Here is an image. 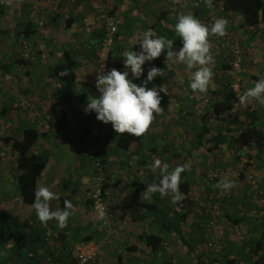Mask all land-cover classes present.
Masks as SVG:
<instances>
[{
	"label": "crops",
	"instance_id": "0c3cea01",
	"mask_svg": "<svg viewBox=\"0 0 264 264\" xmlns=\"http://www.w3.org/2000/svg\"><path fill=\"white\" fill-rule=\"evenodd\" d=\"M199 1L56 0L54 10L49 5H38L41 0H6L0 7V62L5 74L13 78L0 90V142L4 148L3 152L0 147V158L4 154L9 162L17 159L4 143L6 137L19 138L24 129H37L26 111H16L5 104L6 95L16 90L32 100L34 110L43 113L53 128L50 133L40 134V145L35 151L48 156L38 186L48 187L58 195L59 199L50 202L53 210L63 209L65 200L75 207L63 229L54 220L41 223L33 206L21 201L11 169L10 175L8 171L4 173L14 180L16 192L11 194L1 188V181L7 178L0 168V193L5 194L4 199L0 196V210L31 226L25 232L27 245L21 239L8 238L0 226V264H71V249L84 242L98 247L92 264H264V250L256 247L257 239L264 234V103L251 100L239 107L230 104L225 77L229 67L220 60L218 43L233 35L231 27L223 37L209 38L214 63L206 93H193L189 87L195 69L172 61H168V69L164 52L151 63L146 62L143 77L151 66L167 72L164 78L157 76L149 87L164 86L168 92L161 93L162 112L144 134L143 146L136 154L117 150L110 136L113 127L104 126L96 115L84 110L88 97L97 96V52L106 24L100 11L123 22L110 68L123 71L122 55L139 50L137 37L143 31L151 29L156 36L173 39L174 50H179L182 42L174 26L180 15L187 14L204 23L205 8ZM21 23L32 25L30 39L36 50L24 70L18 62L22 39L17 28ZM244 32L245 92L264 76V22ZM66 51L74 54L78 64L77 88L76 99L68 106L70 118L61 125L50 121L47 112L59 85L52 70L64 60ZM246 138L254 142L250 150L243 146ZM91 145L106 151V214L97 213L88 204L95 181L92 155L88 154ZM243 157L251 161L245 174L235 181L236 186L227 191L218 188L219 179H214V173L235 172ZM157 158L171 168L189 165V170L182 173L180 188L186 193L188 187L194 197L188 194L181 202L186 203L185 209L180 208L181 204L178 208L170 197L145 192L147 184L158 179L159 170L148 167ZM213 203L220 205L222 214L210 230ZM187 213L188 218H184ZM111 227L116 233L109 237ZM32 229L41 230L37 248L30 242ZM219 230L224 234L218 242L221 251L216 253L207 244ZM149 236L161 238L157 250L147 245Z\"/></svg>",
	"mask_w": 264,
	"mask_h": 264
},
{
	"label": "clouds",
	"instance_id": "9594fccd",
	"mask_svg": "<svg viewBox=\"0 0 264 264\" xmlns=\"http://www.w3.org/2000/svg\"><path fill=\"white\" fill-rule=\"evenodd\" d=\"M204 3L208 8L213 7V0H204ZM227 26L228 20L224 17L216 19L209 26L194 15H180L174 26V31L182 42L179 50H174V41L171 38L156 36L151 29L141 32L137 37L139 50L125 51L122 55L123 71L112 68L110 71L97 72L96 88L99 95L92 96L91 99L88 97L85 113H95L98 121L111 123L116 133L142 136L149 130L156 115L162 112L161 93L168 92L164 86L149 87V83L157 76L164 78L167 75L164 68L151 66L141 83L134 82L144 76L146 62L151 63L164 52L168 69V61L183 63L189 70L195 69L189 87L193 93H206L212 82L211 65L214 63L209 38L223 37L226 35ZM238 99L241 103L251 100L264 103V76L257 79L254 86ZM148 167L152 171L159 170V176L157 181L147 184L145 192L158 193L162 198L170 197L172 203L179 208L187 196L181 191L180 184L182 173L189 170V165L182 164L171 168L169 163L157 158ZM235 186V180L227 176L217 183V187L225 191ZM34 195L33 208L38 220L41 223L54 220L59 228H65L75 212L73 203L65 200L63 209L53 210L50 202L59 197L45 186H38Z\"/></svg>",
	"mask_w": 264,
	"mask_h": 264
},
{
	"label": "trees",
	"instance_id": "16d2710c",
	"mask_svg": "<svg viewBox=\"0 0 264 264\" xmlns=\"http://www.w3.org/2000/svg\"><path fill=\"white\" fill-rule=\"evenodd\" d=\"M218 4H220V8L225 15L238 17L242 19L241 29H256L260 26L261 23L264 22V0H216ZM123 22L120 24V26ZM119 26V28H120ZM21 28V29H20ZM23 28V29H22ZM31 24L21 23L19 24V28H17L18 35L21 36L20 42V51L22 49L23 41H29L33 44V48L35 50L34 43L30 39L31 35ZM101 33V32H100ZM103 38V34H101ZM100 36V37H101ZM99 37V38H100ZM100 39V44L101 40ZM99 41V40H98ZM99 44V45H100ZM100 48V46L98 47ZM36 55V50H35ZM64 60L57 64L53 70L52 75L54 78L57 79L59 83L58 87L54 90L53 93V104L49 107L47 115L50 121L57 122L63 125L67 122L70 118V112L68 106L74 102L76 99V88H77V76H76V69H77V62L74 59V54L72 52L66 51L64 53ZM33 60V59H32ZM31 60V61H32ZM20 68L25 66V62L21 60L19 55L18 58ZM3 66H1L2 69ZM229 67V66H228ZM3 70V69H2ZM146 77H142L141 79L137 80V84L141 83L142 80ZM13 94L16 95L17 98L25 97L22 93L18 91H12L11 95H9V102L13 100ZM28 98V97H27ZM32 101V100H31ZM10 106V105H9ZM12 108V107H11ZM19 111V110H16ZM29 116L28 112H26ZM252 114V112H251ZM93 117H95V113H92ZM110 136L115 140V145L117 150L121 152H131L132 154H136L138 151L141 150L143 146V138L142 136L136 137L133 135H129L128 133H116L112 128L110 130ZM41 137L39 131L36 128H26L23 130V134L19 138L14 137H6L3 141L5 144L9 145L12 152L16 155V169L18 171L16 177V185L18 189V194L20 195L21 201L29 206H33V202L35 200V190L38 187V181L45 170L47 163H48V156L41 153H36L34 150L35 146L39 143V138ZM97 148V156L101 159L103 172L105 174V182H104V190H107V181L108 175L105 170V152L101 150L98 146L93 145ZM184 188V187H183ZM109 194V193H108ZM186 194H189L188 187L186 190ZM108 199V196H107ZM92 206L91 199L89 203ZM93 208V206H92ZM184 218H188V213L185 214ZM0 226L4 229L8 238L12 239L15 238L16 241L21 239V241H25L24 244L29 243L25 232L31 229L30 223L28 221H22L18 218L10 216L5 212L0 210ZM30 242L33 244L34 248L39 246L41 241V230L32 229ZM146 242L149 247L153 250H157L162 243L161 238H157L155 236L146 237ZM210 242L207 244V248L213 250L211 246H209ZM32 245H28L31 247ZM189 247H192L189 244ZM257 250H264V234L261 238L257 239L256 242ZM214 251V250H213ZM222 259V258H221ZM30 261V259H29Z\"/></svg>",
	"mask_w": 264,
	"mask_h": 264
},
{
	"label": "built area",
	"instance_id": "2783aa9c",
	"mask_svg": "<svg viewBox=\"0 0 264 264\" xmlns=\"http://www.w3.org/2000/svg\"><path fill=\"white\" fill-rule=\"evenodd\" d=\"M6 0H0V5H5ZM38 5H49L54 10L57 9V2L56 0H41V2H37ZM222 11V8H221ZM101 16L106 18L105 29L103 33V38L101 40L100 48L97 52V67H96V78L98 71H110L111 68V60L113 54V48L115 45L116 36L118 33V29L120 24L122 23L121 20H115V18H111L106 16L105 13L100 11ZM236 39V38H235ZM228 52L230 54V68L234 72L233 80L230 84L232 92L234 96L239 101L238 97L242 96V78L239 72L242 69L243 65V50L241 48V44L236 40L231 42L230 46L228 47ZM35 56V50L33 48V44L29 41H23L22 49L20 53L21 60L25 63L30 62ZM24 70V67L21 68ZM13 78L7 74H2L0 72V82L2 84L9 85L12 83ZM97 89V88H96ZM97 95L98 89L96 90ZM18 94H13V100L9 102L10 107L13 110H24L28 112L31 121L36 125L40 134H47L52 132L53 128L50 122L47 120L45 115L39 111L34 110L33 102L27 97H21L20 99L17 98ZM243 105V104H242ZM107 127H111V123L105 124ZM243 146L245 149L250 150L254 146L253 140L246 138L243 141ZM97 148L95 146H90L88 149V154L92 155V161L95 169V181L92 193L90 195V199L92 201L93 209L100 214H106L108 210V202H107V191L104 190V182H105V174L102 168L101 159L97 156ZM250 159L247 157H243L241 159V164L238 170L235 172L231 171L228 172L225 176L232 180H238L241 178L246 171L247 165L250 164ZM222 175V176H221ZM223 174L217 173L214 178H224ZM253 187L256 185L254 182L252 183ZM180 208L185 209L183 204L180 205ZM212 213V220L209 223V226H214L219 218L221 217L222 211L220 205L218 203H213L211 207ZM116 230L112 227L108 229V236L112 237L115 235ZM224 234L223 230H219L216 238L213 237L209 246L216 252L220 253L221 246L218 243L219 237ZM73 254V261L71 264H92L96 261L98 256V247L92 242H84L83 244L78 245L77 247L71 249Z\"/></svg>",
	"mask_w": 264,
	"mask_h": 264
},
{
	"label": "rangeland",
	"instance_id": "374dc122",
	"mask_svg": "<svg viewBox=\"0 0 264 264\" xmlns=\"http://www.w3.org/2000/svg\"><path fill=\"white\" fill-rule=\"evenodd\" d=\"M199 4H201L205 8V11H204V23L205 24L208 25L210 22H212V20L214 21V20H216V19H218L220 17H224V18H226L228 20L227 29L229 30V27L232 28L230 30V32H233V35L231 34V36L228 39L227 38L226 39L224 38L221 41H219V43H218V47L219 48L218 49L221 52L220 60H222V63L223 64H227L229 66V71H228L229 73H228V75H225V77L227 78V83H228V91H229V94H230V104L231 105H234L236 107L242 106V104H244V103H241L240 101L237 100V98L234 96V94L232 92V89L230 87V84H231V82L233 80L234 72L230 68V60L231 59H230V54L228 52V47L230 46L231 42L236 41V40L241 44V48L243 50V65H242V69L239 72V74L241 75V78H242V93L244 94L245 79H244L243 73H244V56H245V54H244V49H243L244 47H243V44H242V40H243V36H245V34H244L245 32L244 31H246V30L241 29L242 28L241 23H240L241 21H239L238 18L233 17V16H229V15H225L223 12L220 13V11H221L220 4H218L216 2V0H213V7L212 8H208L206 6V4L204 3V0H200L199 1ZM1 6L2 5H0V7ZM1 10H3V9L0 8V11ZM2 21L3 20L1 19L0 20V24L2 23ZM240 32H242V33H240ZM1 65L2 64L0 62V72L2 74H5V72L1 69ZM218 71H219V73L222 72V68L220 67V69ZM4 86H8V85L7 84L6 85L5 84H2L0 82V90H3L4 89ZM13 87H14V85H13ZM8 96H9V94L6 95V97L4 98L5 99V101H4L5 104H8L9 103V97ZM252 114H253V112H252ZM39 145L40 144H37V146H35L34 150H37V148L39 147ZM0 147L3 148V143L2 142H0ZM2 150L4 152V148ZM0 168H2L1 169L2 171L1 172H3V173L5 171H8V175H10V169H11L12 170V179L14 178L16 180L18 171L16 169V161L14 159L11 160V162H9L8 159L6 157H4V154H3L2 157L0 158ZM224 173H227V171H225V172L222 171L221 174H224ZM4 174L6 175V178L7 179L1 181V188H3V189L5 188L9 192H11V194H14L16 192V189H15L16 186L13 183L14 180H12L11 177L9 179V177H8V175L6 173H4ZM214 174L216 175L217 173H214ZM4 184H6V185H4ZM0 196L3 198L5 196V194L1 192L0 193ZM188 196L190 198H193L194 197V194L193 193H190ZM190 201H192V200H190ZM183 205L186 208V203L185 202L183 203ZM208 227L210 229L212 226H209L208 225ZM210 230H213V229H210ZM207 233L209 234L210 232H207ZM211 240L212 239L210 237V241L209 242H211Z\"/></svg>",
	"mask_w": 264,
	"mask_h": 264
}]
</instances>
